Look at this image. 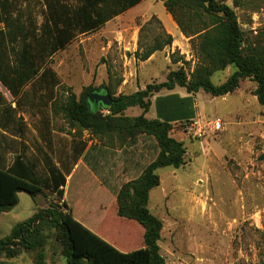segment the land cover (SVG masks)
Listing matches in <instances>:
<instances>
[{"label":"rangeland","instance_id":"rangeland-1","mask_svg":"<svg viewBox=\"0 0 264 264\" xmlns=\"http://www.w3.org/2000/svg\"><path fill=\"white\" fill-rule=\"evenodd\" d=\"M51 1L72 10L80 5V0ZM165 1L142 0L99 30L78 35L65 49L46 57L41 65L60 83L53 92L44 81L36 80L15 98L0 85V164L9 166L22 157L45 184L51 167L61 168V163L72 166L73 142H86L88 148L67 178L60 204L105 243L103 256L118 260L116 264L126 260L149 263L143 228L117 216V194L155 160L157 142L147 135L131 140L118 133L96 136L73 127L62 107L70 96L79 99L88 87H108L113 97L132 95L147 84L165 82L171 71L180 68L190 78L204 64L190 38L166 11ZM226 3L236 12L247 43L264 45V0ZM12 14L17 18V31L22 28L40 33L47 10L44 0H14ZM0 28L5 30L3 24ZM167 35L173 38L172 46H165L147 61L138 59L137 53L146 52L156 41L165 43ZM9 47L0 33V67L7 72L13 62ZM235 70L229 66L215 72L211 80L220 85ZM256 87L254 81L246 79L223 97L213 98L203 90L190 95L176 88V92L164 90L151 98L147 118L170 120L172 114L180 116L171 110L174 104L170 102H175L184 113L195 112L191 121L198 122L192 131L184 119V125L172 123L170 135L184 143L186 163L179 169H158L160 186L150 192L148 208L163 221L160 247L166 264H264V107L254 96ZM178 92L187 96V102L176 98ZM170 93L174 98L165 100V94L170 97ZM90 106L95 108L92 103ZM166 110L171 115L162 116ZM102 113L110 114L106 110ZM142 113L135 106L124 116L134 118ZM216 124H221V129ZM2 182L0 201H11L10 185L14 182ZM32 190L34 195L18 191L17 205L0 215V238L57 201L56 195L43 186ZM46 254L47 264H67L62 248L52 237ZM34 259V253H23L3 259L2 264H34Z\"/></svg>","mask_w":264,"mask_h":264},{"label":"trees","instance_id":"trees-1","mask_svg":"<svg viewBox=\"0 0 264 264\" xmlns=\"http://www.w3.org/2000/svg\"><path fill=\"white\" fill-rule=\"evenodd\" d=\"M142 0H80L75 9L51 0H44L46 19L40 28L35 30L15 28L12 15L14 0H0V25L5 30V43L10 45L12 70L7 72L0 67V81L17 98L23 89L36 80H42L45 86L54 88L59 80L50 69H44L41 62L65 49L78 35L95 32L115 17L140 4ZM240 0H236V4ZM166 11L173 17L182 34L190 38L199 58L204 62L196 68L189 78L183 68L171 71L165 82L151 83L142 86L132 95L113 97L111 89L106 87H88L77 99L70 96L63 105L68 122L79 126L96 136H109L118 133L129 140L139 135L152 136L157 142L159 153L134 181L122 186L117 194V216L135 221L143 228V242L149 253L148 264H166L161 254L160 241L163 221L148 208L150 192L160 186L157 170L165 167L179 169L186 161L184 143L171 137L172 122L162 119H149L146 114L152 106L151 98L162 91H174L183 88L190 95L200 90L215 97L233 93L243 80L250 79L257 84L254 91L258 103L264 107V45H251L245 40V34L238 22L236 12L226 0H166ZM173 38L167 35L166 42L156 41L146 52L138 55L141 61H147L165 46H172ZM9 66V61L4 62ZM177 63V61H175ZM234 66L236 70L227 80L215 85L211 77L215 72ZM31 84V85H32ZM105 90L112 98L113 104L104 107L102 104L91 108L89 95ZM138 106L143 113L129 118L124 112L130 107ZM103 110L109 111L104 115ZM191 120H186L185 124ZM181 125L184 122L180 121ZM73 163L71 167H51L47 183L42 184L32 164L22 157L14 159L11 165L0 164V192L8 179L14 182L12 200L0 201V215L10 212L18 203L17 193L20 190L34 195L32 187L43 186L56 195L57 201L48 208L41 209L32 217L18 223L4 238H0V264L3 259H13L23 253H34V264H47L46 247L52 237L62 248V255L67 264H116L103 256L105 243L91 234L86 228L65 212L61 202L65 197L67 178L88 148L82 140L73 142ZM72 229L73 231L72 233ZM78 230V231H77ZM75 233V235H74ZM105 254V253H104ZM122 264H135L126 260Z\"/></svg>","mask_w":264,"mask_h":264},{"label":"crops","instance_id":"crops-1","mask_svg":"<svg viewBox=\"0 0 264 264\" xmlns=\"http://www.w3.org/2000/svg\"><path fill=\"white\" fill-rule=\"evenodd\" d=\"M32 83H29L25 88L27 89L30 85H31ZM0 85L2 86V88L3 89H5V91H8V89L2 84V82L0 81ZM1 91V90H0ZM9 92V91H8ZM173 92V91H172ZM174 92H176L175 90H174ZM1 93V92H0ZM10 93V92H9ZM11 94V93H10ZM12 95V94H11ZM166 95V97H165V100L166 99H171L172 100V98H174V95H177V96H179V97H176V98H181V99H184L185 98V102H187V100H188V98H187V96H184V95H182L181 93H175L174 95H172V93H170V95H172V96H170V97H168L167 96V94H165ZM156 97H158V95L156 96ZM14 98V97H13ZM159 99V98H158ZM0 100H1V96H0ZM189 102V101H188ZM170 103H172V104H174V106H173V108L171 109L174 113H179L180 114V116H177V115H174V114H169L168 112H167V110H166V113L164 112L163 114H161L162 116H166V114H168V115H171L172 116V119H170V120H166V121H169V122H178V121H181L182 119H184V120H187V119H189V120H191V119H193L195 116H196V113L195 112H187V113H184V111L182 110V107H181V105L179 104V103H175V102H170ZM3 106V104H1V102H0V108ZM158 117H159V115H158ZM183 117V118H182ZM163 120V119H162Z\"/></svg>","mask_w":264,"mask_h":264},{"label":"water","instance_id":"water-1","mask_svg":"<svg viewBox=\"0 0 264 264\" xmlns=\"http://www.w3.org/2000/svg\"><path fill=\"white\" fill-rule=\"evenodd\" d=\"M89 101L90 103L98 106L99 104H102L104 107H110L113 104V98L107 93H91L89 95Z\"/></svg>","mask_w":264,"mask_h":264},{"label":"built area","instance_id":"built-area-1","mask_svg":"<svg viewBox=\"0 0 264 264\" xmlns=\"http://www.w3.org/2000/svg\"><path fill=\"white\" fill-rule=\"evenodd\" d=\"M196 125H198V122H193V121H191L190 123L186 124V128H187L189 131H192V130L195 128ZM216 127H217L218 129H221V124H216Z\"/></svg>","mask_w":264,"mask_h":264}]
</instances>
